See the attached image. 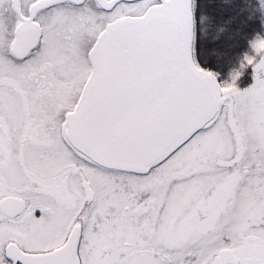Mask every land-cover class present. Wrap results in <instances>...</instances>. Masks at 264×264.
<instances>
[{
    "label": "snow or ice",
    "instance_id": "1",
    "mask_svg": "<svg viewBox=\"0 0 264 264\" xmlns=\"http://www.w3.org/2000/svg\"><path fill=\"white\" fill-rule=\"evenodd\" d=\"M0 264H264V0H0Z\"/></svg>",
    "mask_w": 264,
    "mask_h": 264
},
{
    "label": "trees",
    "instance_id": "2",
    "mask_svg": "<svg viewBox=\"0 0 264 264\" xmlns=\"http://www.w3.org/2000/svg\"><path fill=\"white\" fill-rule=\"evenodd\" d=\"M224 76H222L221 78H223ZM226 77V76H225ZM252 82V77H251V68L248 70L247 72V76L244 78V80H242L241 82H239V86L241 88L248 86L250 83Z\"/></svg>",
    "mask_w": 264,
    "mask_h": 264
},
{
    "label": "clouds",
    "instance_id": "3",
    "mask_svg": "<svg viewBox=\"0 0 264 264\" xmlns=\"http://www.w3.org/2000/svg\"><path fill=\"white\" fill-rule=\"evenodd\" d=\"M232 71H236V72H241L242 73L243 69L241 68L240 64L237 63V64L233 65L232 69H230V72H232Z\"/></svg>",
    "mask_w": 264,
    "mask_h": 264
},
{
    "label": "rangeland",
    "instance_id": "4",
    "mask_svg": "<svg viewBox=\"0 0 264 264\" xmlns=\"http://www.w3.org/2000/svg\"><path fill=\"white\" fill-rule=\"evenodd\" d=\"M249 69H250V68H249ZM249 69H248V70H249ZM248 70L244 73V75L241 76L240 80L238 81V85H239V82H241L242 80H244V78L247 76V72H248ZM224 78H226V77L224 76V77L221 78V79H224Z\"/></svg>",
    "mask_w": 264,
    "mask_h": 264
}]
</instances>
